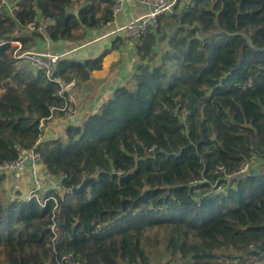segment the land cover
Instances as JSON below:
<instances>
[{
    "label": "trees",
    "instance_id": "trees-1",
    "mask_svg": "<svg viewBox=\"0 0 264 264\" xmlns=\"http://www.w3.org/2000/svg\"><path fill=\"white\" fill-rule=\"evenodd\" d=\"M114 1L11 0L14 11H0V164L18 157L16 145L31 148L46 135L36 147L38 171L68 174L64 187L34 190L26 201L23 185L14 194L5 184L13 174L0 170V264H62L69 255L80 264L258 258L264 0H177L135 41L129 80L96 113L80 109L79 125L52 131L48 125L67 118L69 105L55 78L83 85L123 38L94 58L60 56L50 71L17 52L37 38L84 40L114 19ZM37 17L43 31H29ZM252 155L259 164L240 173ZM88 177L85 189L71 192Z\"/></svg>",
    "mask_w": 264,
    "mask_h": 264
},
{
    "label": "crops",
    "instance_id": "crops-1",
    "mask_svg": "<svg viewBox=\"0 0 264 264\" xmlns=\"http://www.w3.org/2000/svg\"><path fill=\"white\" fill-rule=\"evenodd\" d=\"M150 10L151 7L139 1L126 0L122 9L111 22L97 29L88 30L84 40L77 42L66 40L51 42L48 38H37L36 46L31 48V50L51 51L54 54L58 53L61 56L76 60L94 58L110 47L117 36L123 38V43L118 49L104 56L102 67L93 71L91 80L85 81L83 85H78L71 89L75 98L79 99V104L77 103L78 106L76 105L77 115L81 113L84 116L83 111L88 112L90 109L92 111L96 109L101 100L107 99L118 86L124 85L133 75L134 67L138 61L135 42L126 40L119 28L129 21L148 13ZM70 118L58 117L48 125V129L52 128V131L57 132L60 130L57 129L58 124H60L61 128L63 124L71 122ZM27 169L26 167L18 175L12 176L15 179L11 177V183L6 180V187L10 189L12 185L17 187L23 185L24 189H22V192L23 190H27L28 186L32 183L31 175L28 173L29 176H27L30 179V184L26 185V183H22L21 181L22 178H27L24 176ZM11 192L13 191L11 190ZM22 194L24 195V193Z\"/></svg>",
    "mask_w": 264,
    "mask_h": 264
},
{
    "label": "built area",
    "instance_id": "built-area-1",
    "mask_svg": "<svg viewBox=\"0 0 264 264\" xmlns=\"http://www.w3.org/2000/svg\"><path fill=\"white\" fill-rule=\"evenodd\" d=\"M143 4L148 5L151 7V10L139 17L137 19L131 20L125 25L121 26L119 29L123 32L124 38L128 41L135 42L138 38L145 32V30L152 26L156 28L158 26V18L162 14L173 13L175 9V5L177 0H136ZM126 0H115L112 6L113 8V15L114 18L117 13L122 9V6ZM15 5L13 6L11 0H0V11H7L12 13L15 9ZM109 23V22H108ZM107 24V23H106ZM27 28L29 31H43V27L41 24H38V17L35 18V21L28 23ZM14 46H20L19 41H15L12 43ZM17 56L20 58L27 59L31 65L35 69H46L50 71L56 65L58 59L61 55L58 53L54 54L51 51H39V50H20L17 52ZM56 81L61 82L62 84V92L68 93L69 105L67 108L68 117H72L77 115V108L76 104L78 100L73 95L71 89L76 86L77 80L76 78H72L69 81L63 80L61 77L57 76L55 78ZM177 112V111H176ZM188 114V110H184L181 113V116L184 118ZM44 137L40 136L38 142H40ZM32 146L31 148H25L20 146L19 144L15 146L18 152V157L12 161H5L0 164V170L6 173H10L18 175L24 168H28V173L31 175L32 183L31 187L32 190L28 193H24L23 198L28 201L30 199V193L34 190L39 189H47L51 186L55 187H64V180L68 177V174L64 172H60L58 178H51L44 176L42 173L38 171V161L40 157V153L36 152L37 144ZM258 159L255 155L246 161L240 166V173L248 171L250 167L257 166ZM226 169L224 166L218 167V172H223ZM221 190V189H220ZM62 264H80L79 261L74 260L71 255L65 256ZM241 264H264V253H262L258 258L253 259L251 261H245V263Z\"/></svg>",
    "mask_w": 264,
    "mask_h": 264
},
{
    "label": "water",
    "instance_id": "water-1",
    "mask_svg": "<svg viewBox=\"0 0 264 264\" xmlns=\"http://www.w3.org/2000/svg\"><path fill=\"white\" fill-rule=\"evenodd\" d=\"M99 106H100V103H99V105H97V108L93 110V113L97 112V109L99 108ZM82 118H83V114L79 113L78 115L72 116L70 119H71L72 122L74 121L77 125H79L81 123ZM39 159H40V157H39ZM91 180H92V178H89V177L85 178L82 181V183L80 184V186L73 187L71 192L74 193V194L80 193V191H82L83 189L86 188V186L88 185V183Z\"/></svg>",
    "mask_w": 264,
    "mask_h": 264
},
{
    "label": "rangeland",
    "instance_id": "rangeland-1",
    "mask_svg": "<svg viewBox=\"0 0 264 264\" xmlns=\"http://www.w3.org/2000/svg\"><path fill=\"white\" fill-rule=\"evenodd\" d=\"M57 129H60V131H62L63 129H64V126L62 125L61 126V128H60V124H58V127H57ZM13 176V175H12ZM11 175H8L7 176V181H9L10 183H11V180H10V178L12 177ZM25 177H27V176H29V174L28 173H26L25 175H24ZM13 178V177H12ZM13 179H15V178H13ZM32 180V179H31ZM14 181V180H13ZM21 181H22V183H26V185L27 184H30V179H29V177H27V178H22L21 179ZM20 186V185H19ZM16 188H18V189H16ZM7 189H9V187H7ZM24 189V188H23ZM13 191V193L14 194H16V193H18L19 192V187H17V186H11L10 187V191ZM32 190V187H31V185H29L28 186V189L27 190H23V193H26V192H30Z\"/></svg>",
    "mask_w": 264,
    "mask_h": 264
}]
</instances>
